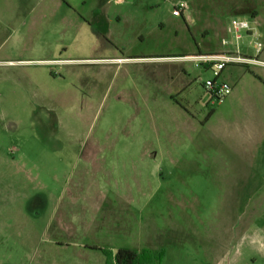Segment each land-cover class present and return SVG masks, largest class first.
I'll return each mask as SVG.
<instances>
[{
  "label": "rangeland",
  "instance_id": "rangeland-1",
  "mask_svg": "<svg viewBox=\"0 0 264 264\" xmlns=\"http://www.w3.org/2000/svg\"><path fill=\"white\" fill-rule=\"evenodd\" d=\"M225 51L257 63L214 104L184 58ZM225 232L264 264V0H0V264H203Z\"/></svg>",
  "mask_w": 264,
  "mask_h": 264
},
{
  "label": "built area",
  "instance_id": "built-area-1",
  "mask_svg": "<svg viewBox=\"0 0 264 264\" xmlns=\"http://www.w3.org/2000/svg\"><path fill=\"white\" fill-rule=\"evenodd\" d=\"M184 6H175L172 15L178 17L181 15V9ZM241 31L251 32L246 21L233 20L228 28V32L234 34L235 39L240 38ZM222 44H226L222 40ZM188 61L194 63L196 68L210 70L213 74V80L206 81L203 87L209 92L214 104H219L226 96L231 93V86L221 79L220 72L229 65H252L257 63L256 59L247 58L239 55L237 52H225L224 54H207L186 57Z\"/></svg>",
  "mask_w": 264,
  "mask_h": 264
},
{
  "label": "crops",
  "instance_id": "crops-1",
  "mask_svg": "<svg viewBox=\"0 0 264 264\" xmlns=\"http://www.w3.org/2000/svg\"><path fill=\"white\" fill-rule=\"evenodd\" d=\"M245 32L247 33V35H251V32L248 31ZM244 239H245L244 236L242 237L239 236L238 238H233V237L228 238L226 232L219 233L218 236L214 237L213 239H210L215 241L216 244L211 245L210 241H208L206 244L199 245L198 253L200 254V256L203 255V262H204L203 264H229L231 262V258H229L230 253L228 251L229 246L233 247V245H235L237 247H240L242 246V242ZM204 240H207L206 237L203 239V241ZM227 241H229V246L227 244ZM257 242H259L258 239ZM238 250L239 248L235 250L237 251V254L239 252ZM206 259L207 262L205 261Z\"/></svg>",
  "mask_w": 264,
  "mask_h": 264
},
{
  "label": "trees",
  "instance_id": "trees-1",
  "mask_svg": "<svg viewBox=\"0 0 264 264\" xmlns=\"http://www.w3.org/2000/svg\"><path fill=\"white\" fill-rule=\"evenodd\" d=\"M154 261L156 258L149 252L138 253L135 250L120 248L113 255L108 254L105 264H154Z\"/></svg>",
  "mask_w": 264,
  "mask_h": 264
}]
</instances>
